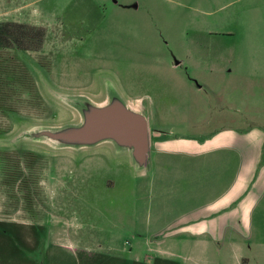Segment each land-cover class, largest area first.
<instances>
[{"label":"rangeland","instance_id":"1","mask_svg":"<svg viewBox=\"0 0 264 264\" xmlns=\"http://www.w3.org/2000/svg\"><path fill=\"white\" fill-rule=\"evenodd\" d=\"M26 11L21 21L42 26L23 25L15 33L20 45L10 35V47L0 48L28 78L24 87L13 86L21 91L14 111L0 114V219L38 222L31 234L56 239L47 242L43 264H133L135 258L145 264L142 256L149 253L141 240L148 227L141 214L145 218L147 204L166 201L149 167L142 172L133 147L107 139L74 144L64 137L88 126L86 103L97 113L118 93L135 116L142 115L124 102L140 98L146 116L164 128L163 138L166 131L209 134L224 124L223 115L236 117L239 126L264 125V78H248V60L264 61V0H39ZM202 30L215 34L203 37ZM210 62L234 71L210 74L204 70ZM202 84L220 100L202 97ZM176 95H188V113H170L168 100ZM221 101L228 108L219 112ZM155 136L148 129V139ZM260 241L264 235L252 251H236L243 262L264 264ZM58 242L61 248L51 247ZM176 243H170L174 253L200 263L235 264L225 242L206 243L205 257H197L200 246L189 238ZM218 245L220 255L211 252Z\"/></svg>","mask_w":264,"mask_h":264},{"label":"crops","instance_id":"2","mask_svg":"<svg viewBox=\"0 0 264 264\" xmlns=\"http://www.w3.org/2000/svg\"><path fill=\"white\" fill-rule=\"evenodd\" d=\"M37 1L39 0H0V24L41 27L38 22L28 23L18 18L21 15L27 17L23 12H27L26 9ZM201 34L206 37L215 33L202 30ZM235 62L238 60L230 63L231 66ZM248 62V67H251L248 78H264V61L249 59ZM178 64L176 62L173 65ZM221 66L210 62L204 70L218 75L234 71L232 67L228 69V66ZM253 67L258 68V73H253ZM198 87L200 95L207 100L210 94L216 95L219 100L222 97L217 95L219 92L216 90L211 91L206 84ZM110 91L112 90L108 87L106 94L109 98L113 97L110 96ZM116 99L121 101L119 93ZM168 101H171L168 104L170 113H188V95H176ZM124 103L141 114L148 129L156 132L153 141L148 139L146 164L141 170L145 172L149 167L154 177L152 182L157 180L158 194L166 197V201L159 204L154 201L147 204L144 207L145 218L141 210V218L148 227L141 240L149 253L142 256L145 264H174V258H181L179 264L190 260L193 264H203L189 255H179L171 250L170 243L176 245L178 242V245H182L183 240L188 238L200 246L201 251L196 253L197 257H205L207 254L204 249L206 243L225 242L235 258V264H249V259L246 258L243 262V254L236 251L239 248L252 251V242L264 235V125L247 123L248 125L239 126L235 124L236 117L226 115V119L223 115L221 120L225 121L224 124L217 126L209 134L187 136L166 131L165 134L169 136L163 138L164 128H161L158 119L146 116L148 107L140 98ZM221 103L219 112L228 108L227 104L223 105V101ZM151 119L154 123L150 122ZM148 125H152V128ZM151 195L155 196V191ZM53 221L59 222L57 219ZM37 223L31 220L0 219V264H19L18 261L24 264H43L41 261L44 262L47 242L56 239L52 240L51 235L31 234L29 230L39 225ZM158 225L164 227L150 230L152 226ZM257 225L261 227L257 228ZM150 236L152 242L149 240ZM260 245L264 247V242L260 241ZM51 247L61 248V244H51ZM221 251L219 245L216 251L211 250L217 255ZM28 253L35 258L28 256ZM87 253L88 249L85 259ZM37 256L40 258L37 259ZM142 263L138 258L133 260V264Z\"/></svg>","mask_w":264,"mask_h":264},{"label":"water","instance_id":"3","mask_svg":"<svg viewBox=\"0 0 264 264\" xmlns=\"http://www.w3.org/2000/svg\"><path fill=\"white\" fill-rule=\"evenodd\" d=\"M86 106V110L92 109L89 115H87L88 111H84L87 122L90 119L86 129L66 135L64 138L74 144L94 145L107 139L123 148L133 147L135 161L144 166L148 144V127L145 118L126 111L118 99H114L112 106L97 113L94 111L97 109L96 106L87 103Z\"/></svg>","mask_w":264,"mask_h":264},{"label":"trees","instance_id":"4","mask_svg":"<svg viewBox=\"0 0 264 264\" xmlns=\"http://www.w3.org/2000/svg\"><path fill=\"white\" fill-rule=\"evenodd\" d=\"M23 27L24 26L22 25L9 24V23L0 24V48L10 47L9 46L10 35L15 41V44L20 45L19 44L20 40H18L19 37L16 36L15 33L22 32ZM21 37L31 38V35L25 34V35H21ZM38 37H39V43H41L42 41L41 35H39ZM19 48L23 50H27L21 46H19ZM9 69L12 70V73H10ZM11 79H12V83H10ZM26 80H28V78L25 75V72L22 69V67L19 65V63L15 62L13 58H8V61L4 60L3 57L0 55V114L1 113L3 114V112L9 113L14 111L12 104L19 102L21 100L19 95L21 91L15 90L13 86L16 85L18 86V88L24 87L26 85L25 84Z\"/></svg>","mask_w":264,"mask_h":264},{"label":"bare ground","instance_id":"5","mask_svg":"<svg viewBox=\"0 0 264 264\" xmlns=\"http://www.w3.org/2000/svg\"><path fill=\"white\" fill-rule=\"evenodd\" d=\"M112 143V141H110Z\"/></svg>","mask_w":264,"mask_h":264}]
</instances>
